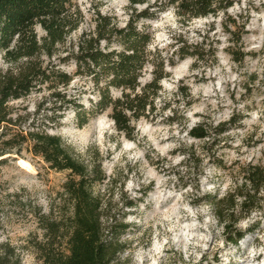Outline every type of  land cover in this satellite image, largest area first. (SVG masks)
I'll return each mask as SVG.
<instances>
[{
  "label": "clouds",
  "instance_id": "clouds-1",
  "mask_svg": "<svg viewBox=\"0 0 264 264\" xmlns=\"http://www.w3.org/2000/svg\"><path fill=\"white\" fill-rule=\"evenodd\" d=\"M185 3L188 9L182 6ZM65 7L69 11L60 18L71 20L76 25L72 35L84 41L93 34L98 37L101 17L109 21L108 30H124L127 35L131 24L141 37L149 38L135 92L110 85L115 79L111 73L100 81L111 110L102 106L104 95L91 78L86 84L73 79L71 86L52 90L30 88L19 97L10 93L5 100V107L14 109L12 118L23 115L22 129L41 137L39 143L56 141L60 152L54 155L60 164L71 161L82 169L84 190L100 199L105 213L102 223L107 235L102 242L115 246L109 264H264V182L253 187L245 179L251 173L240 172L236 163L255 167L264 158V142L252 149L244 145L253 134V143L264 141V0L206 4L203 0H71V6ZM229 17L243 28L239 62L226 51L234 47L232 32L223 27L228 23L234 28ZM42 35L51 40L47 31ZM20 36L16 33L8 47L0 48V78H19L38 60L15 55L22 47ZM206 37L215 49L208 63L195 47L202 45L209 53ZM185 47L181 60L180 49ZM100 50L135 55L122 44L109 47L106 39L100 41ZM73 53L78 50L73 48L67 55ZM157 53L163 60L160 79L155 75L157 65L151 62ZM112 59L118 63L120 58ZM153 83L159 85L157 95L148 87ZM245 84L252 86L251 96ZM182 87L187 88V98ZM53 92L62 95L54 97ZM146 94L151 100L141 109L136 97L143 99ZM118 111L123 119L117 117ZM221 124L226 127L218 134L191 135L197 128L211 131ZM225 136L234 138L227 141L231 145L224 150L227 154L205 155L199 165L195 163L196 141L211 145ZM21 160V156L10 159V182L0 191V245L15 246L17 222L23 215L37 209L40 215H49L57 199L41 169L35 164L21 168ZM260 167L264 171V164ZM117 224L121 228L114 232ZM17 251L23 259L26 254Z\"/></svg>",
  "mask_w": 264,
  "mask_h": 264
},
{
  "label": "rangeland",
  "instance_id": "rangeland-1",
  "mask_svg": "<svg viewBox=\"0 0 264 264\" xmlns=\"http://www.w3.org/2000/svg\"><path fill=\"white\" fill-rule=\"evenodd\" d=\"M196 2L200 3L201 0H196ZM203 2L206 4L208 0H203ZM43 4L44 7H40V2L27 1L23 4L21 10L10 12L7 20L9 28L6 27L5 33L8 34L9 29L13 31L10 34L7 47L12 43L15 34L19 32L21 34L19 43L22 47L15 55L37 56L38 60L27 69L26 73H21L19 78H0V95L3 96V99H0V128L3 129L0 132V156L7 157L0 160V191L5 190L6 185L10 182L12 171L9 166L10 159L21 156L20 167L27 169L32 164L39 167L45 178L47 188L57 199L49 215H40L39 209L35 213L23 215L22 221L17 222L18 231L15 239L18 243L15 246L12 244L0 245V264H62L65 260L71 264H109V260L115 255V246L111 243L105 244L102 242V238L107 235L102 223V216L105 213L99 207V204L96 205L97 199L91 196V192L84 190L86 182L80 176L82 169L73 165L71 161L67 166L60 164L54 155V153L58 154L60 152V149L55 146V141H50L48 144L39 143L41 137L22 129V122L26 119L23 115H19L15 119L12 118L11 112L14 109L5 107V100L10 93L19 97L22 94L27 95L30 88H36L37 91H43L45 88L52 90L57 86H71L73 79L84 81L86 84L91 78L95 87L104 95L102 106L107 105L111 110L112 105L109 103L107 91L100 89V81L106 79L111 73L115 75V79L109 81L110 85L117 88H130L132 92H135L136 79L141 75V69L147 60L144 47L149 38L146 36L145 41L141 44L144 55L140 63L127 59L129 55H126L125 52H109L106 54L100 50L101 40L106 39L109 47L113 43L122 44L127 51L126 45L128 44L129 33L125 35L124 30H108L109 21L101 17L103 23L98 24V37L93 34L91 39L84 41L83 37L77 38L72 35V29L76 25L71 20L60 18L61 13L69 11V8H66L65 5L70 7L71 2L70 4H64L61 10L52 6L55 4L52 0H44ZM182 6L186 9L189 8L187 3ZM9 10L8 7L7 11ZM200 10L206 11L204 8ZM32 16H34L33 18H40L34 19L35 22L28 26L26 24L27 19ZM20 21L21 23H19ZM229 22L234 28H229L228 23H225L223 27L224 31L232 32L234 47L226 49V51L232 52L239 62L243 59V54L240 51L243 28L236 25V21L232 20L231 17H229ZM68 25L72 27L69 28ZM16 26H18V29H16ZM129 28L132 29L131 32L135 31L131 24ZM44 31H47L48 36L51 37L50 41L42 35ZM57 42H59V47H57ZM182 42L184 41L182 40ZM204 43L209 45L211 51L206 54L202 45H198L195 46L196 54L205 63L212 62V54L215 49L212 48L210 38L206 37ZM215 43H219V41L217 40ZM73 48L77 49L78 53H84L82 63H79L76 59L77 53L67 55ZM185 53H187V48H181L179 53L181 60L184 58ZM8 55L13 56V53L9 52ZM54 55L55 60L52 59ZM116 55H119L120 58L118 63L112 59ZM64 58H67V60ZM151 62L157 65L158 70L155 73L157 79L163 78L164 73L159 70L163 68V60L159 59L158 53ZM134 77L135 79H133ZM252 80L255 81L256 77L253 76ZM14 87L15 92H13ZM148 87L154 90L153 95L158 94L159 85L153 83ZM244 87L247 89L248 95L251 96L252 86L245 84ZM180 91L187 98V88L182 87ZM233 99H235L234 95ZM136 100L139 101V107L145 109L148 101L151 100V96L146 94L143 99L137 96ZM179 102V100L176 101V103ZM132 103L128 107H131ZM116 104L119 105L120 101H116ZM40 107L43 108V104ZM151 110L153 113L156 112L154 105L151 106ZM117 117L123 119L119 111ZM176 119H179V117H176ZM232 123L235 125V118ZM208 127L210 128V126ZM225 127L226 125L221 124L218 129H212L211 131L197 128L191 135L206 137L212 133H220ZM236 128L242 129L243 125H237ZM254 137L255 134L244 140V145L248 149L264 142L261 139H255V143H253ZM230 139L234 138L228 136L223 139L217 138L211 145H202L199 141H196L193 160L199 165L200 160L205 155L227 154L224 150L231 147L227 142ZM236 151L243 155L240 149ZM236 163L240 164V172L251 173L246 175L245 179H250L253 187L264 182V171L260 167L261 164H264V158L255 167L250 163L247 167L240 161ZM21 207L23 208V205ZM120 228L121 226L117 224L113 231L116 232ZM25 232H27V236L24 235ZM17 249L26 254L23 259ZM53 254H57L58 261L53 260L51 262L49 261L50 258L46 257V255ZM100 259L101 263H99Z\"/></svg>",
  "mask_w": 264,
  "mask_h": 264
},
{
  "label": "trees",
  "instance_id": "trees-1",
  "mask_svg": "<svg viewBox=\"0 0 264 264\" xmlns=\"http://www.w3.org/2000/svg\"><path fill=\"white\" fill-rule=\"evenodd\" d=\"M27 1H29V2L34 1L35 3L40 2V7L41 6L44 7V4L42 5V2L44 0H0V48H6L7 47L8 41H10V34L13 32V31H11L12 29H9L8 34L5 33L6 27L9 28V24H7V22H8L7 20L9 19L10 12H17V11L21 10L23 4L26 3ZM52 1H53V3L58 4V8H60V10L63 8L64 4H67V3L70 4V2H71V0H52ZM229 3H231L230 0H229ZM8 7L10 8L9 11H7ZM65 10H67V9H65ZM34 16H35V14H34ZM34 16L28 17V19H27L28 22L26 23V24H28V26H31L33 24V22H35L34 19L40 18V17L33 18ZM46 19H48V18H46ZM4 21H6V22H4ZM53 21H55V19H53ZM19 23H21V21ZM16 27H17L16 29H18V26H16ZM132 37H135V39H132ZM145 39H146V36L141 37L135 31L128 34V39H127L128 44L126 45V49L127 50H134L135 55H132L131 57L127 56V59H130V60H133L135 62L140 63V61L144 55L141 44L145 41ZM75 57L79 61V63H82V61L84 59V53H78ZM64 59L67 60V58H64ZM133 79H135V77ZM132 82H134V81H132ZM59 94L60 93L53 92V96H59ZM202 136H205V135H202ZM55 143H56V141H55ZM98 204H99V207H101L100 199H97L96 205L98 206ZM47 256H48V258H50L49 261H51V262H53V260L58 261L57 254L46 255V257ZM51 258H53V259H51ZM99 263H101V259L99 260ZM62 264H71V263H69V262L67 263V260H65L62 262Z\"/></svg>",
  "mask_w": 264,
  "mask_h": 264
}]
</instances>
